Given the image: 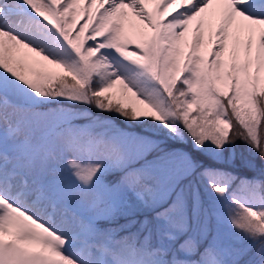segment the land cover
<instances>
[{"label": "snow or ice", "instance_id": "obj_1", "mask_svg": "<svg viewBox=\"0 0 264 264\" xmlns=\"http://www.w3.org/2000/svg\"><path fill=\"white\" fill-rule=\"evenodd\" d=\"M0 264H264V0H0Z\"/></svg>", "mask_w": 264, "mask_h": 264}, {"label": "rangeland", "instance_id": "obj_2", "mask_svg": "<svg viewBox=\"0 0 264 264\" xmlns=\"http://www.w3.org/2000/svg\"><path fill=\"white\" fill-rule=\"evenodd\" d=\"M80 23L82 24L83 23V20L80 21ZM132 47H134V45H132ZM93 111L94 114H96V110H91ZM105 116H108L109 114H104ZM110 121L111 123H113V125L119 129H122L123 131L125 132H128V133H131V134H134V135H143L145 134L146 132L150 131V129H137V128H132L130 125H132L131 123H129L128 121L124 123V125H121L120 123H118L117 121V117L115 116H110ZM120 118V117H118ZM122 119V118H120ZM124 120V119H122ZM155 135H153V138H155ZM170 143V142H168ZM189 144H190V141H189ZM166 146V142L162 141L161 140V147H165ZM258 162V161H257ZM218 167H221L223 168L225 171H229V172H232L234 175H238L240 177H252V176H255L256 173L254 171H251V170H243V169H239L237 168V162L234 161V159L231 158V153L229 154H226L225 156V160L222 164H219L217 165ZM244 165H241L239 167H242L243 168ZM239 169V170H238ZM250 172V175L252 176H247Z\"/></svg>", "mask_w": 264, "mask_h": 264}, {"label": "trees", "instance_id": "obj_3", "mask_svg": "<svg viewBox=\"0 0 264 264\" xmlns=\"http://www.w3.org/2000/svg\"><path fill=\"white\" fill-rule=\"evenodd\" d=\"M122 119L117 117L118 123H120L121 125H124V123L127 121L122 120ZM128 122L132 124V125H130L132 128L142 129L140 127H137V125L140 123L139 121H128ZM147 123L151 124L153 122L149 119V120H147ZM247 158H248V151H247L246 147L243 144H240L239 142H237V146L235 149V159H234V161L237 162V168L247 170L244 166H243V168L239 167L241 165H244L243 161L246 160ZM204 159H207V157H204ZM247 174H248L247 176H252V175H250V172Z\"/></svg>", "mask_w": 264, "mask_h": 264}]
</instances>
